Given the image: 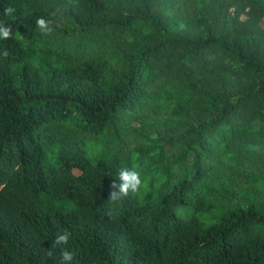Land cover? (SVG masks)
<instances>
[{
  "label": "trees",
  "instance_id": "1",
  "mask_svg": "<svg viewBox=\"0 0 264 264\" xmlns=\"http://www.w3.org/2000/svg\"><path fill=\"white\" fill-rule=\"evenodd\" d=\"M64 3L0 0V264H264V0Z\"/></svg>",
  "mask_w": 264,
  "mask_h": 264
},
{
  "label": "clouds",
  "instance_id": "2",
  "mask_svg": "<svg viewBox=\"0 0 264 264\" xmlns=\"http://www.w3.org/2000/svg\"><path fill=\"white\" fill-rule=\"evenodd\" d=\"M76 0H65L64 8L73 10L77 7ZM5 14L11 15L15 12L13 7H6L4 9ZM59 12L60 9L57 8L55 10ZM35 24L37 25L38 29L41 31L43 35H50L54 31V26L49 23L43 17H37L35 20ZM12 32L11 27L0 23V39H9L11 38ZM7 50L3 52L4 56H7ZM143 188V181L140 177V172L135 168L130 167H120L117 170L116 178L110 183L109 185V193H108V201L111 202L113 205L120 202L124 197L129 196L130 194H137ZM70 233L66 230L62 231V234L58 233L55 236V243L57 246L61 244H66L69 239ZM47 257H51L52 252H48L45 254ZM61 257L65 261L72 260V254L65 250H61Z\"/></svg>",
  "mask_w": 264,
  "mask_h": 264
},
{
  "label": "rangeland",
  "instance_id": "3",
  "mask_svg": "<svg viewBox=\"0 0 264 264\" xmlns=\"http://www.w3.org/2000/svg\"><path fill=\"white\" fill-rule=\"evenodd\" d=\"M75 173L77 174L78 172L75 171ZM177 214H181V215H192L193 214V209L190 206H179L176 210ZM196 215H198L200 218H203L205 216H208L210 214L207 213H196Z\"/></svg>",
  "mask_w": 264,
  "mask_h": 264
}]
</instances>
